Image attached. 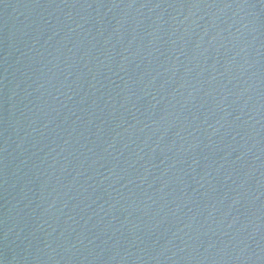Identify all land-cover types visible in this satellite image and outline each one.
Listing matches in <instances>:
<instances>
[{
  "label": "water",
  "instance_id": "95a60500",
  "mask_svg": "<svg viewBox=\"0 0 264 264\" xmlns=\"http://www.w3.org/2000/svg\"><path fill=\"white\" fill-rule=\"evenodd\" d=\"M0 264H264V0H0Z\"/></svg>",
  "mask_w": 264,
  "mask_h": 264
}]
</instances>
